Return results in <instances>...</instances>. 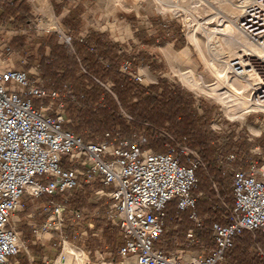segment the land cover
I'll use <instances>...</instances> for the list:
<instances>
[{
	"label": "built area",
	"instance_id": "2783aa9c",
	"mask_svg": "<svg viewBox=\"0 0 264 264\" xmlns=\"http://www.w3.org/2000/svg\"><path fill=\"white\" fill-rule=\"evenodd\" d=\"M237 25L264 48V0H251L243 7ZM232 64L235 72L244 68L256 73L251 81L252 106L257 110L247 113L264 112V59L252 56L243 66L236 58ZM32 76L23 68L0 67V264H17L15 258L23 248L12 217L24 193L60 194L66 203L72 191L94 182L102 189L92 193L112 201L106 217L123 239L116 249L122 259L119 263L226 264V253L237 236L246 231L264 232V170L252 166L232 172L233 205L222 203L221 221L211 223L212 247L201 246L202 254L192 255L166 250L160 239L167 231L165 211L170 202H174L177 223L186 212L196 227L202 224L195 212L197 195L193 194L195 170L201 164L197 153L180 145L156 152L125 139L110 142L108 133L103 141H85L64 128L69 120L59 93L45 89L40 79ZM133 78L139 80L140 76ZM233 158L232 154L227 157ZM65 210L63 205L53 204L54 215L60 217ZM73 214L79 216V212ZM184 238L178 243L175 234L173 242L184 248L199 246L192 228L185 231ZM66 242L63 239V246Z\"/></svg>",
	"mask_w": 264,
	"mask_h": 264
},
{
	"label": "trees",
	"instance_id": "16d2710c",
	"mask_svg": "<svg viewBox=\"0 0 264 264\" xmlns=\"http://www.w3.org/2000/svg\"><path fill=\"white\" fill-rule=\"evenodd\" d=\"M28 11L24 1H12L7 3L3 15L12 16L15 23H27L24 15ZM62 21L70 31V43H59L54 33L40 38L41 45L37 55L30 56V65L39 69L44 88L57 91L65 104L71 122L64 128L85 141H103L108 133L110 142L125 139L137 142L142 149L167 152L170 147L180 145L196 152L201 164L195 170L197 186L193 194L201 193L196 200L195 212L202 224L196 227L188 214L183 213L179 222L180 240L184 242L186 229L192 228L199 245L204 243L208 248L212 247L210 225L219 221L218 216L223 211L212 184L217 187L220 197L225 198L222 193L229 186L226 181L230 177L231 183L232 178V173L223 174L227 168L224 167L227 155H220L213 144L214 134L209 128L212 108H206L203 101L196 105L187 90L171 88L164 81L142 86L128 71H121L123 62H130V58L120 44L112 42L105 33L91 30L85 37H72L78 34L81 26L78 7L70 10ZM181 36L180 33L176 37L183 40ZM47 47L50 49L48 55L45 54ZM198 107L203 108L201 114ZM181 158L186 163L183 155ZM241 166L248 167L246 163ZM92 189H102V186L98 182L85 185L82 190L73 191L66 203L59 197L57 203L62 202L67 210L80 212L89 206L87 195ZM165 222L170 228L177 224L174 205H167ZM67 230L70 236L69 228ZM108 238L111 243L112 239ZM169 243L164 247L175 246L171 239ZM256 245L260 246L263 255L256 251ZM30 246L37 255L38 247ZM226 260L228 264H264V232L257 231L253 235L246 231L237 236L226 253ZM23 264L28 261L23 260Z\"/></svg>",
	"mask_w": 264,
	"mask_h": 264
},
{
	"label": "rangeland",
	"instance_id": "374dc122",
	"mask_svg": "<svg viewBox=\"0 0 264 264\" xmlns=\"http://www.w3.org/2000/svg\"><path fill=\"white\" fill-rule=\"evenodd\" d=\"M174 1L177 3V6H163L165 10H162V6L154 0H67V5H65L66 8L63 10V14H65L67 10L70 11L74 9V3L77 2L78 4L75 8L78 7V9H80L81 26L78 34L72 37H85L91 30L105 33L112 42L120 44L122 51L130 58V62L126 60L123 62L121 71H128L129 74L134 77L139 75L140 79L138 81L142 86L148 87L151 84L164 81L165 85L171 88L181 87L187 90L193 96L196 105H199L200 101H203L206 104V108H212L213 114L209 120V128L214 134L213 144H215V148L220 155H227L226 158L231 154L234 155L232 160H227L226 158L224 160L227 162L224 164V167H227L224 168L226 174L232 173L238 169L247 170L252 166L264 170V112L246 113L243 120L232 118L226 114L222 104L218 100L204 92L190 89L178 76L179 70L185 71L189 67H192L198 75H202L206 83L213 82L212 75L207 72L196 47L188 38V26L185 22L187 12L184 10L187 6V2L186 0ZM231 1L237 3V0ZM168 5H171V3ZM85 6L87 7L88 13L83 19ZM28 7L29 11L24 15V18L28 21L27 23L22 21L15 23L13 22V18L0 19V67L13 66L25 70L27 69L33 73L32 77L36 75L42 82L39 69L33 64L30 65V56L37 55V49L41 45L42 41L40 38L54 33L57 35L58 42L64 44L70 43L71 34L69 29L63 24L62 17L54 16L51 13L32 15L31 6ZM208 16L209 15L202 13L200 17L201 21L205 23L204 25L208 27L205 30L206 33L201 32L198 35L203 46L206 44V34H208V30L211 31L218 27V24L213 18L206 19ZM59 24L64 26L65 29L63 31L57 28ZM86 24H88L89 28L85 33L82 28ZM180 33L183 40L176 37ZM171 37L175 39L171 40ZM5 44L6 47L9 48L4 47V50H1L2 46ZM185 47L189 50L190 64L173 63L168 56V51L181 50ZM49 52L50 49L47 47L45 49V54L48 55ZM206 56L208 55L206 54ZM28 64L30 66H28ZM124 65H127L128 68L126 69ZM41 102L45 104L47 101ZM63 106L65 112L64 103ZM198 112L201 114L203 108L198 107ZM67 119L69 122L66 124H69L71 120L68 117ZM243 140L247 143V146H245ZM244 163L248 165L245 169L241 168V164ZM226 182H229V186L226 187V190L222 193L225 198H221L217 187L216 189L213 187L217 194V199H219V206L222 208V203L231 206L230 204L232 202L230 177H228ZM218 184L220 183L218 182ZM103 189L108 191L110 187H103ZM69 196L71 197V195H68V198ZM43 200V198L31 197V199L22 206V210L19 212L20 215H18L19 220H15L16 217H13V223L19 232L20 240L23 245L21 256L19 255V257H16L17 264H23L20 258L22 260H27V258L24 257L25 250L23 249H27L31 254L34 252V249H30L31 243L27 242L30 232L22 226V224H24L23 222L27 220L20 216L29 212L31 216L28 221L36 222L42 220V214L44 213L43 207L50 205ZM87 202L89 206L85 208L84 217H87L89 211L94 208L93 215H98V217L104 216V218L107 219L106 214L110 211L112 203L108 196H99L95 195V193H89L87 195ZM169 204L173 206L174 202H170ZM171 212L172 207L169 208V214H171ZM83 216L80 215L77 219V216L73 214V210H65L59 218V220H61L59 223L55 218L51 221L50 227L52 230H50L53 237L49 244L46 242L45 245L48 249L52 247L54 249L52 253L54 255L56 254V256L50 264H55V260L63 252V238H60L59 233L64 236L67 235L66 241L72 244L73 247H78V249L81 248V250L84 251L89 264H101L102 262L119 264L122 259L116 253L118 246L116 247L115 243L113 244L112 242L109 244L107 243L104 236L105 232L98 238L97 244L95 245V248L99 250L98 252H93L96 249H91L93 253H88L85 250V246H88L87 243L90 239L88 238L89 235H86L88 225H84L86 219H84ZM71 223L76 227L78 235V238L73 242H70L68 239L69 233L67 230L71 227ZM106 238L109 240L108 237ZM111 239L114 240V238L110 236V240ZM164 239L166 243H169L167 234H164L160 241ZM177 242L181 243L180 238L177 239ZM104 243L108 246L106 251L108 250L109 254L103 253L101 250ZM163 243L164 242L161 244L164 246ZM169 245L166 246V250L171 253L177 250H184L188 253L187 255L202 254L203 249L201 246H207L202 243L199 246L188 247V249L179 244H175V246L171 245L173 248ZM32 246L38 247L40 254L43 253L41 250L43 249L42 245ZM75 249L78 252H82L77 248ZM33 256L36 257L37 255ZM35 263L34 261L32 264ZM66 264H74V261ZM226 264H228L227 260Z\"/></svg>",
	"mask_w": 264,
	"mask_h": 264
},
{
	"label": "bare ground",
	"instance_id": "6f19581e",
	"mask_svg": "<svg viewBox=\"0 0 264 264\" xmlns=\"http://www.w3.org/2000/svg\"><path fill=\"white\" fill-rule=\"evenodd\" d=\"M162 6L174 7V0H154ZM187 12L185 22L187 23L188 38L196 47V50L205 65L208 73L213 77L212 83H206L202 75H198L192 67L185 71H178L181 81L190 89L204 92L218 100L226 114L232 118L244 119V115L250 110H257L253 104L252 91L256 73L251 71L235 72L232 61L239 59L243 66L250 63L252 56L264 59V48L255 44L249 37L239 29L238 17L243 7L251 0H186ZM171 5H168L170 4ZM202 13L209 15L206 19L213 18L218 24L214 30L206 34L204 46L199 40V33H206L208 28L201 21ZM60 31L65 28L61 24L57 26ZM204 31V32H203ZM208 56H206L205 54ZM168 56L173 63L190 64L189 50L187 47L181 50H169ZM252 80V81H251ZM264 111V109H263ZM74 261V264H87V258L82 252H78L72 244L64 243L63 252L55 260V264H66ZM101 264H110L102 262ZM119 264H128L127 261Z\"/></svg>",
	"mask_w": 264,
	"mask_h": 264
},
{
	"label": "crops",
	"instance_id": "0c3cea01",
	"mask_svg": "<svg viewBox=\"0 0 264 264\" xmlns=\"http://www.w3.org/2000/svg\"><path fill=\"white\" fill-rule=\"evenodd\" d=\"M12 1H16V2L24 1L28 6H31V14L32 15H35V14L44 15L46 13L47 14L51 13L54 16H60V17L64 18L69 13V10H67V12L65 14H63V10L66 8L65 5H67V0H0V19H3V18L12 19L13 18L10 15L8 16V14L3 15V12L5 11V7H6L7 3H11ZM77 4L78 3L75 2L73 8H75V6ZM87 13H88L87 7L85 6V12L83 14V19ZM88 28H89V26H88V24H86L83 26L82 29L86 33ZM96 30H97V28H96ZM4 47L9 48V47H6V44H5L2 46L1 50H4ZM90 185H92V184H90ZM96 190H100V189H96ZM93 191H95V189H92L90 191V193L92 194ZM105 191L107 192V190H105ZM72 192L70 195H72ZM194 195H197V198H198L199 196H201V193H197ZM31 197L43 198L44 199L43 201L45 203H49L50 205L43 207L44 208V213L42 214L43 219L40 221L39 220L36 222L28 221V219L31 216L29 212L25 213L24 215L22 214V216H20V217L26 218V220H27V221L23 222L24 224H22V226H24L30 232L29 238H27V242L31 243V245H37V246L42 245V248H43V249H41L43 253L40 254L38 251L36 257L33 256V255H35V254H33V252L31 254L27 249H23V250H25L24 257L27 258V261L30 264H32L34 261L36 262L35 264H38V263L50 264V262H52L54 257L56 256V254L54 255L52 253L54 249L50 246H49L50 248L48 249V247L45 245V243L48 242V244H49V242L51 241V238L53 237V235L51 233L52 229L50 227L51 221L54 218L57 220L58 223L61 221V220H59L60 217L54 215L51 210L53 208V204H61L62 203V202L57 203V200H56L58 197L60 198V200H62V195H60V194L59 195L43 194V195H39V196H34V195H30L28 193H24L23 196L21 197L20 206H19L18 211L13 214V217H16L15 220H17V219L19 220L18 215H20L19 212L22 210V206L25 205L27 203V201L29 199H31ZM61 205L64 206V204H61ZM230 205L231 206L233 205V200H232ZM93 209L91 211H89L87 217L83 216V214H85L84 212L86 209H83L82 211L79 212V216L81 215L84 217V219H86L84 222V225L85 226L88 225L86 235L87 234L89 235L88 238L90 240L87 243L88 246H85V250L88 253L98 252L99 250L97 248H95V245L97 244L98 238L102 235L103 232H105L104 236H105V239H106L108 244H109V242H108L109 240L106 237L111 236L112 238H114V240L112 239V243L113 244L115 243V246L119 247L122 244L123 239L119 233L118 227L113 222L105 219L104 216L98 217V215L97 216L93 215V213H94ZM66 210H67V208H66ZM73 212H76V211L73 210ZM222 213H223V211L218 216L219 222L221 221L220 215ZM79 216H77V219ZM70 226H71V227H69L70 236H68V239L70 240V242H73L78 238V235H77L76 227H74V224L71 223ZM175 228L177 229V231H175ZM166 229H167V231H166L167 233L165 232L164 234H167L168 242L170 239L173 242V236L175 234H177V238L181 237V231H180V224L179 223L174 224L172 228L166 226ZM187 229H189V228H187ZM59 234H60L61 239L63 238L65 240H67V235L64 236L61 233H59ZM162 242H164L163 244L165 246L166 240L164 239ZM181 242H183V241H181ZM105 243L102 245L101 250L103 253L109 254V251L108 250L106 251V249H108V246L106 245L107 243L106 244ZM53 244H55V243H53ZM75 248L78 249V247H75ZM258 248L260 249V251L258 250ZM91 249H96V250H94L92 252ZM78 250H81V248ZM81 251L84 253L83 250H81ZM256 251L260 252V254L263 255V252H262L260 246L256 245ZM20 254H21V252L19 253V255ZM19 255L17 257H19ZM20 261H23V260L20 258Z\"/></svg>",
	"mask_w": 264,
	"mask_h": 264
}]
</instances>
